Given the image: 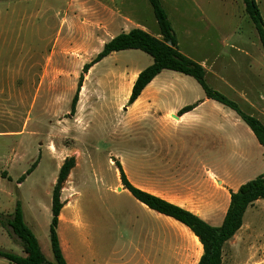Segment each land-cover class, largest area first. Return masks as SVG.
Masks as SVG:
<instances>
[{"label": "rangeland", "instance_id": "374dc122", "mask_svg": "<svg viewBox=\"0 0 264 264\" xmlns=\"http://www.w3.org/2000/svg\"><path fill=\"white\" fill-rule=\"evenodd\" d=\"M161 2L182 53L205 68L208 85L264 124V52L243 1ZM257 3L264 18V0ZM175 14H192V30H180ZM120 15L159 30L148 0H0V213L12 215L21 202L26 224L53 261L52 194L65 161L74 158L57 230L70 264H198L199 240L134 199L116 162L135 187L182 208L190 204L204 218L216 213L204 196L225 187L222 177L264 175V148L234 111L215 101L205 114L192 112L203 121L176 124L180 110L205 99L192 77L165 71L157 77L167 84L155 106H128L132 82L153 64L138 50L113 53L84 74L71 113L84 66L128 31L113 25ZM201 176L207 189L198 186ZM214 201L226 204L218 194ZM0 249L25 256L1 226ZM223 264H264V200L248 209Z\"/></svg>", "mask_w": 264, "mask_h": 264}, {"label": "trees", "instance_id": "16d2710c", "mask_svg": "<svg viewBox=\"0 0 264 264\" xmlns=\"http://www.w3.org/2000/svg\"><path fill=\"white\" fill-rule=\"evenodd\" d=\"M148 1L153 8L161 38L152 36L141 29H134L129 33L120 34L106 43L96 58L84 66L76 94L72 100L71 113L74 114L76 111L83 87L84 74L88 73L95 65L113 53L138 50L151 56L153 64L138 75L129 97L128 106L134 105L144 90L164 71H172L192 77L201 86L208 100L215 101L234 111L250 128L259 145L264 148V124L258 118L246 114L235 101L208 85L205 68L180 51L177 36L161 0ZM242 1L245 12L255 27L264 52V18L257 0ZM169 42L172 43V46L168 45ZM198 106L199 104L184 107L178 113V117L181 118ZM74 166V158L65 161L52 194L50 242L53 261L48 260L43 254L38 239L26 224L21 202L17 203L12 215L5 216L0 213V226L4 229H10L12 235L20 241L25 256H19L0 249V259H4L12 264H69L63 254L57 230L64 207L61 202L62 185L66 182ZM36 167L35 163L25 175L19 178L18 184H22L26 180V177L35 171ZM116 167L119 170L124 189L134 199L150 210L182 224L199 239L203 249V255L200 258L199 264H223L225 246L243 228L248 209L257 201L264 200V175H261L241 185L237 192H230V205L223 224L220 227H214L193 212L135 187L127 178L120 162H116Z\"/></svg>", "mask_w": 264, "mask_h": 264}, {"label": "crops", "instance_id": "0c3cea01", "mask_svg": "<svg viewBox=\"0 0 264 264\" xmlns=\"http://www.w3.org/2000/svg\"><path fill=\"white\" fill-rule=\"evenodd\" d=\"M169 16V15H168ZM263 16V14H262ZM170 19V17H169ZM171 21V20H170ZM192 22H193V16L192 14H175V24L181 29L184 30V32L187 31V28L191 29L192 30ZM116 23V25L119 23V28L120 30H123L125 27L128 29V31H122V33H129L130 31L134 30V29H141L149 34H151L152 36H155L157 38H161L160 36V33H159V30L154 28V26L152 24H150L148 21L147 22H142V20L140 21H133L132 19L128 18V17H123L120 15L118 21L114 20L113 22V25ZM172 23V22H171ZM173 26V24H172ZM174 29V27H173ZM175 31V30H174ZM176 34V33H175ZM177 36V35H176ZM115 37V36H114ZM112 37L110 39V41L114 38ZM178 39V37H177ZM238 39H244L242 37L238 38ZM178 45H179V49L180 51L182 52V44L181 42L178 40ZM206 49V48H204ZM251 52V48L249 49ZM185 54V53H184ZM246 54V57H249L250 59L252 58V54H249V53H245ZM186 55V54H185ZM263 59L262 56L259 57V59ZM218 60V58H217ZM255 60V59H254ZM165 72V71H164ZM141 73V71H139L138 75ZM163 72L160 74L162 75ZM138 75L136 76V78L134 79V81L132 82V84L134 85ZM159 75V76H160ZM264 80V78H263ZM157 82V78L144 90V92L142 93V95L140 96V98L137 100L136 104H140L142 102H145V103H150V101H152V106H155L156 102L162 97L163 95V91H159V89L163 88V86H165L167 83L166 81H163V82H159V83H156ZM133 87V86H132ZM161 96V97H160ZM211 100H208L206 97L204 100H201V103H198L199 106L197 108H195L193 111L185 114L184 116H182L181 118H179V121L178 120H173L176 124H180L182 122H192L194 123L195 121H203L204 118L203 117H199L195 114L197 112H200V114H205V112H207V109H204L203 107L206 105L207 102H210ZM197 104V103H196ZM196 104H193V105H196ZM191 106V105H189ZM172 111V109H171ZM192 112H195V113H192ZM217 114V112H216ZM203 118V119H202ZM207 125V124H206ZM221 125H222V122H221ZM209 127V126H208ZM216 130L217 132H222L223 130V125L221 127H218V125H216ZM257 140V139H256ZM261 146V145H260ZM213 174V173H211ZM214 175V174H213ZM221 178V176H219ZM246 182L248 181H239L237 180L236 178H234L233 176H228L227 179H225L224 177H222V183L225 184V187L222 186V190L225 191L227 194H224V192L222 190H216L214 192H211L210 195H205L204 196V200L205 201H210L212 204H213V207H214V210L216 211L215 214H212V215H209V216H206L204 218H202L203 220H205L208 224H210L211 226H214V227H220L222 224H223V221L225 219V216H226V213H227V210L229 208V205H230V200H231V195H230V192H237L238 189L240 188L241 185L245 184ZM198 186L200 188H205L207 189V181H203V176H201V182H199ZM221 195L224 200H226V204L225 206H222L220 205L218 202H215L214 201V198L216 195ZM202 199V197H200ZM258 202V201H257ZM256 202V203H257ZM173 203V202H171ZM177 205V204H176ZM255 205V204H254ZM253 205V206H254ZM252 206V207H253ZM190 212H193V210L195 209L193 206H191L190 204H187V208H184ZM152 211V210H151ZM195 214V213H194ZM171 219V218H170ZM60 225V223H59ZM185 227V226H184ZM185 229H188L185 227ZM189 230V229H188ZM187 230V231H188ZM190 231V230H189ZM190 235H193V237L196 239V240H199L191 231L188 232ZM61 242V241H60ZM231 242V241H230ZM229 242V243H230ZM228 243V244H229ZM200 244V242H199ZM227 244V245H228ZM202 247V246H201ZM226 247V246H225ZM63 251V254L65 253L64 250L62 249ZM66 254V253H65ZM64 254V256H66ZM202 255H203V252H202ZM201 255V256H202ZM201 256L199 257L198 259V264H199V261H200V258ZM66 258V257H65ZM67 260V259H66ZM67 262L69 263V261L67 260ZM70 264V263H69Z\"/></svg>", "mask_w": 264, "mask_h": 264}, {"label": "water", "instance_id": "95a60500", "mask_svg": "<svg viewBox=\"0 0 264 264\" xmlns=\"http://www.w3.org/2000/svg\"><path fill=\"white\" fill-rule=\"evenodd\" d=\"M168 45H169V46H172V43H171V42H169V43H168Z\"/></svg>", "mask_w": 264, "mask_h": 264}, {"label": "bare ground", "instance_id": "6f19581e", "mask_svg": "<svg viewBox=\"0 0 264 264\" xmlns=\"http://www.w3.org/2000/svg\"><path fill=\"white\" fill-rule=\"evenodd\" d=\"M178 119V118H177ZM60 218H62V215H61V217ZM65 254V253H64ZM65 255H67V253L65 254ZM69 258V257H68ZM75 263V262H74ZM76 264V263H75Z\"/></svg>", "mask_w": 264, "mask_h": 264}]
</instances>
